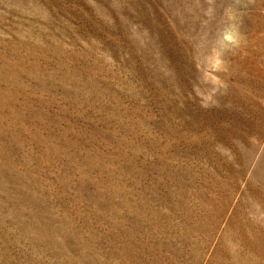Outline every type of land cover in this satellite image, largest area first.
I'll list each match as a JSON object with an SVG mask.
<instances>
[{"label": "rangeland", "instance_id": "obj_1", "mask_svg": "<svg viewBox=\"0 0 264 264\" xmlns=\"http://www.w3.org/2000/svg\"><path fill=\"white\" fill-rule=\"evenodd\" d=\"M0 264H264V0H0Z\"/></svg>", "mask_w": 264, "mask_h": 264}]
</instances>
